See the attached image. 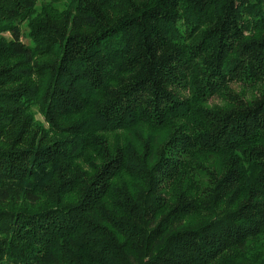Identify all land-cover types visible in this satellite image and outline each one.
I'll list each match as a JSON object with an SVG mask.
<instances>
[{
    "label": "trees",
    "instance_id": "trees-1",
    "mask_svg": "<svg viewBox=\"0 0 264 264\" xmlns=\"http://www.w3.org/2000/svg\"><path fill=\"white\" fill-rule=\"evenodd\" d=\"M232 80L264 0H0V264H264V86Z\"/></svg>",
    "mask_w": 264,
    "mask_h": 264
},
{
    "label": "rangeland",
    "instance_id": "rangeland-1",
    "mask_svg": "<svg viewBox=\"0 0 264 264\" xmlns=\"http://www.w3.org/2000/svg\"><path fill=\"white\" fill-rule=\"evenodd\" d=\"M22 31H27L26 23L22 24ZM6 35L8 36L9 34L6 33ZM22 40L25 42H29L28 38H26L24 34L22 36ZM262 86H264V82H262V84L259 85L249 86L241 83L238 80H232L228 84L229 90H231L234 93H237L239 96H242L246 100L252 99L253 97H257L259 94H261ZM227 103L228 101L225 95H221V96L214 95L211 96L206 101V106L210 108H214L217 106H224ZM34 109H35V113H34L35 120L46 126L47 124L44 121L42 114L36 108Z\"/></svg>",
    "mask_w": 264,
    "mask_h": 264
}]
</instances>
